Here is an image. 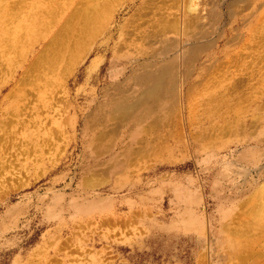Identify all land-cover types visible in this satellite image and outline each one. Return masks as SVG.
Masks as SVG:
<instances>
[{"label": "rangeland", "instance_id": "374dc122", "mask_svg": "<svg viewBox=\"0 0 264 264\" xmlns=\"http://www.w3.org/2000/svg\"><path fill=\"white\" fill-rule=\"evenodd\" d=\"M162 1L168 54L0 0V264H264V0Z\"/></svg>", "mask_w": 264, "mask_h": 264}, {"label": "bare ground", "instance_id": "6f19581e", "mask_svg": "<svg viewBox=\"0 0 264 264\" xmlns=\"http://www.w3.org/2000/svg\"><path fill=\"white\" fill-rule=\"evenodd\" d=\"M67 2H68V0H67ZM75 2H76V4L74 6H77V7H76L75 11L72 12V15H73V20H75L74 21L75 25H77V27L76 26L74 27V24H73L72 26H70L72 28H68L67 30L68 31L73 30V29L77 30V33L80 36L86 35V37H89V35L93 36V35H97L99 33H105L107 31H109V28H111L113 25L116 26L117 23H120L122 28L118 29L115 32L120 39L122 38V39L126 40V38L129 39L130 37H132V35H138L145 41L146 40L152 41V40H156V39L162 40V41H164L162 43L164 45L157 51H159L158 53H161V54H168V52L171 50L178 51V48L176 49V47L175 48L170 47V45H169L171 43L170 40H172V39L184 40L185 38L197 36L201 33L200 31H193L194 29H190L189 25L186 24L185 19L180 20L178 17H174L172 19L168 18L167 15H169V13L166 14L167 11L166 12L164 11L166 14V17H165V14L162 13L163 9H167V8L171 9V6H172V5H170L169 7L164 8V6L167 4L165 1H162L163 2L162 8L160 7V5L157 6V4L160 2H158L157 4H154L156 2V0H136V1L135 0H75ZM164 2L166 4H164ZM176 2H178V1H176ZM194 2H197V1H194ZM198 4L200 5L199 2L197 3V5ZM154 5L156 7L155 9H154V7H151ZM174 6H176V5H173L172 7H174ZM177 6H179V5H177ZM191 7H192V5H191ZM55 8H57V7H55ZM119 8L120 9H122V8L131 9V14H130L129 18H124V20H122V19L119 20L118 19L119 16H117V14H116L118 11H121V10H119ZM13 9H14V7H13ZM169 9H168V11H169ZM172 9L174 10V8H172ZM147 10H148V12H147ZM13 11H16V10H13ZM54 11L52 13L55 15ZM151 14H153V16H154L153 18L149 17L148 20L144 19L145 16L151 15ZM158 15H160L159 18H155ZM47 18H49V17H47ZM120 18H122V17H120ZM49 19H51V18H49ZM240 20H241V26L240 27H244L246 25V21L248 19L246 20V17L244 16V17L240 18ZM139 21H141V22H139ZM191 21H192V18H191ZM135 23H137V24L134 25ZM46 25H48V24H46ZM157 25H159V26H157ZM197 26H199V24ZM116 28H117V26H116ZM239 33L241 34L243 32H239ZM50 39H53V38H50ZM65 42H66V38L64 41L60 36H58L55 44H57L59 46H63V43L65 44ZM50 45H52V44H49V46ZM149 45H150V43H149ZM147 47H148V49H147ZM147 47L138 48V51H141L144 53H150V52L156 53V50L154 48H152L150 46H147ZM156 47L157 46H155V48ZM158 47H157V49H158ZM129 49H131V48H129ZM152 92H153V90H152ZM148 129H149V127H148ZM259 193H260V191H259Z\"/></svg>", "mask_w": 264, "mask_h": 264}]
</instances>
